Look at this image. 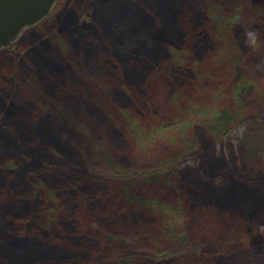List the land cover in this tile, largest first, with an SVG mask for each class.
<instances>
[{
	"label": "trees",
	"instance_id": "trees-1",
	"mask_svg": "<svg viewBox=\"0 0 264 264\" xmlns=\"http://www.w3.org/2000/svg\"><path fill=\"white\" fill-rule=\"evenodd\" d=\"M85 1L96 5L97 22L118 35L113 45L88 20L73 24L66 13L70 24L63 28L53 12L0 52V264H156L144 257L187 235L197 221L196 199L222 207L224 220L242 209L264 220V175L237 172L216 157L212 142L228 138L240 118L250 119L248 91H264V70L256 77L244 71L241 55L226 56L229 43L245 45L249 31L264 50L263 11L261 27L240 20L264 0ZM225 59L237 72L231 84ZM73 76L92 85L76 92ZM88 94L92 123L72 127L64 115ZM257 122L250 121L248 136ZM94 127L106 146L134 137L157 160L145 156L131 168L100 154V143L86 158L81 137ZM187 158L200 159L198 173L177 171ZM82 189L91 199L76 204ZM51 195L58 205L45 202ZM248 227L264 238V227ZM243 236L237 246L250 251ZM253 249V261L264 264V240Z\"/></svg>",
	"mask_w": 264,
	"mask_h": 264
},
{
	"label": "rangeland",
	"instance_id": "rangeland-1",
	"mask_svg": "<svg viewBox=\"0 0 264 264\" xmlns=\"http://www.w3.org/2000/svg\"><path fill=\"white\" fill-rule=\"evenodd\" d=\"M83 1L84 0H61L59 4L53 9L54 14H56L57 21L62 22L63 28L69 25L70 22L68 23L64 19L66 13L72 14L70 20L73 24L76 23L77 20H82L83 23L85 20H88L89 28H91L94 33H98L101 40L105 37L109 40V44L113 45L112 41L116 42L118 35L116 37L114 33L107 31V29H104L101 23L99 24L97 22L94 16L96 5L93 6V3L88 5V2L85 1L83 3ZM87 1L92 2L93 0ZM255 4L257 5H251L248 7V9L242 12L240 20L243 23L247 21H251L253 24L256 23L255 28H258L261 27V23L258 22V20H261L260 12L263 11L262 13H264V4L261 3L263 4L261 5L258 3V1ZM260 6L262 9L259 11ZM70 20L68 19V21ZM37 25L38 24L33 25L32 27ZM32 27L25 29L19 39L15 42L22 41L26 37L25 32L29 29H32ZM49 28L50 27L47 29ZM96 29H98L100 32ZM42 31H39L40 34L43 33ZM242 37L246 39V35H243ZM245 41V45L237 43V41L230 42V47L226 52V56L228 55L229 57V55L233 54L237 55V53L241 55L243 60H240V64L244 71L246 68H251V72L255 73V76L257 77V75H260V72L264 70V52L259 53L257 58L253 55V53L261 50L264 51L263 46L258 48L255 47L249 42V37ZM225 62L226 59L224 60V63ZM225 66L226 63L223 65V74L227 77V81L231 84L236 80L237 72L232 71V69L226 68ZM73 79L76 82L74 85L77 83L80 84L74 86V90L76 89V92L79 91L84 93L86 92V88L92 85L89 82L83 83L78 81V77L76 76H73ZM217 79L219 78L216 74V81L214 80V86H216V88L218 84L220 85L222 82V80L218 81ZM213 82H211L210 85H212ZM259 85L264 90V79L262 76L259 80ZM87 96L89 97L78 98L75 102V105L77 106H75L74 109H71L70 107L67 110V113L64 115V121L70 124L72 127L79 128V126H82V124L92 123L90 120L88 121L86 119L85 113L89 111L90 108L87 106L91 104L92 101L94 102V97L90 96V94ZM210 96L213 97L214 93L211 92ZM247 97L248 98H244H246L247 101H250V107L253 109H250V111L248 110L247 115L244 118L250 119L242 120L240 118L238 122H235L237 125L232 128L233 131L228 135V138L218 140H215L214 138L212 140L211 138L210 140L214 142L213 152L215 153L216 157L223 156L231 166L238 168L237 172L239 171V173L241 172L243 174L262 176L264 175V109L260 107V102L262 104L264 103V91L262 92L259 88L256 91L250 90L247 93ZM219 99H221V101L226 104L229 101L223 92L219 93ZM256 112L260 113L256 114ZM250 121L259 122L255 123V127L253 128L254 130L248 136V128L249 125H251ZM81 140V148L84 149L86 158H91V156H93L92 152L96 150L94 146H97V143L101 144L100 148L98 147L100 154H105L111 157L113 159L112 161L114 162H123V160H125V164H128V166L131 168L141 165V162L144 161L145 156L146 159L151 158V155L147 154V151L143 152L138 148L134 137H129L128 143H125V145L122 147L106 146L104 144L106 136L104 135L103 131L100 130L99 132L97 127H94L90 130V132L85 134L84 137H81ZM77 142L79 143V141ZM164 151L165 150H163V153ZM154 153H152V155ZM123 157H125V159H123ZM156 160L157 155H153L151 158V163H155ZM176 167L178 172L195 171L198 173L197 170L200 167V159L187 158V160L177 163ZM166 173L167 171L160 176H165ZM68 184L70 187L72 186L75 192L78 191L76 190L78 187L75 182L69 181ZM217 184L224 185L225 179L223 177H219ZM91 194L92 193L89 191L82 189V191H80V197L75 195V197H78V202L76 204H82L85 202L87 203L91 199ZM65 198L66 196L64 197L65 201L69 200V198ZM239 200L242 201L243 197L239 198ZM45 202L58 205L60 200L59 198L53 197L51 195L46 199ZM261 202L264 203V200ZM195 206L198 210L196 211L197 221H193L194 228L191 226L190 231L185 237L169 240L167 241V246L159 247V249L153 251L152 253L149 252L148 258L144 257V259L148 261L150 260L156 264L161 262L170 264L174 261L179 262L180 260H182L181 264H257L253 261L254 257H252V250L254 251V246H257L259 242H262L264 238H262L263 235L261 232L257 233L255 229L253 231V229L248 226L249 224H255L259 227V229H263L264 220L261 219L254 221L257 216L250 217L246 210L243 209L239 212L232 210L231 214L227 213L226 220H224L223 215L225 211H223L222 207L205 199H196ZM162 229H164V232L167 231L169 233L168 228L164 227V225L162 226ZM244 231H247V233L243 235H246L245 237H250V251H245V248L248 246H245L244 249L237 246L243 239H245L242 235ZM256 234L261 235V237L256 236ZM237 250L239 252L244 251V253H237ZM258 250L263 252L261 247L260 249L258 248ZM143 252L144 251L141 253Z\"/></svg>",
	"mask_w": 264,
	"mask_h": 264
},
{
	"label": "water",
	"instance_id": "water-1",
	"mask_svg": "<svg viewBox=\"0 0 264 264\" xmlns=\"http://www.w3.org/2000/svg\"><path fill=\"white\" fill-rule=\"evenodd\" d=\"M60 0H0V51L38 24Z\"/></svg>",
	"mask_w": 264,
	"mask_h": 264
},
{
	"label": "clouds",
	"instance_id": "clouds-1",
	"mask_svg": "<svg viewBox=\"0 0 264 264\" xmlns=\"http://www.w3.org/2000/svg\"><path fill=\"white\" fill-rule=\"evenodd\" d=\"M247 35L249 37V42L255 45L257 43V33L254 31H249Z\"/></svg>",
	"mask_w": 264,
	"mask_h": 264
},
{
	"label": "flooded vegetation",
	"instance_id": "flooded-vegetation-1",
	"mask_svg": "<svg viewBox=\"0 0 264 264\" xmlns=\"http://www.w3.org/2000/svg\"><path fill=\"white\" fill-rule=\"evenodd\" d=\"M60 1H61V0H60ZM60 1H58L56 5H58Z\"/></svg>",
	"mask_w": 264,
	"mask_h": 264
}]
</instances>
